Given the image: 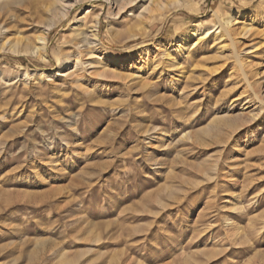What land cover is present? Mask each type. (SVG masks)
<instances>
[{"label":"rangeland","instance_id":"374dc122","mask_svg":"<svg viewBox=\"0 0 264 264\" xmlns=\"http://www.w3.org/2000/svg\"><path fill=\"white\" fill-rule=\"evenodd\" d=\"M52 1L0 0V44L51 27L45 60L0 54V264H264V0H186L147 27ZM236 8L256 21L235 37L249 81L225 38L174 42L129 78L26 80L63 63L77 20L100 15L101 43L138 57Z\"/></svg>","mask_w":264,"mask_h":264},{"label":"bare ground","instance_id":"6f19581e","mask_svg":"<svg viewBox=\"0 0 264 264\" xmlns=\"http://www.w3.org/2000/svg\"><path fill=\"white\" fill-rule=\"evenodd\" d=\"M101 1L105 3L108 12L115 19H121L125 16L132 17L140 20L141 24L147 27L152 21L153 16L164 11L168 7L173 9L178 8L182 6L186 0ZM75 4L76 0H53L51 3L46 4L44 8L46 13L51 17L58 16L62 19H68ZM252 12V10L236 8L228 14H222L219 9L213 10L212 17L215 24L212 28L204 29L200 26H195L192 30H186L177 40H168L165 42L166 45L154 46L152 54H149L150 52H148V50H146V52L143 50L136 54L138 57H135L134 53L118 54L101 43L99 39L100 15L96 16L94 24L90 29L84 27L82 20H77V24L72 28V36L69 41L71 49L65 54L63 63L57 69L49 72L43 70L29 73L27 71L25 77L26 80L33 82L61 78L63 81L71 80L73 83L77 84L86 78V75L100 78H121L125 75L126 78H129L136 71L141 73L144 67L152 62L156 63L154 62L156 60L169 58L171 56L169 51L174 42H177L178 48H181L184 43L187 44L188 41L194 38L198 41H204L210 38L223 41L225 38L230 42L232 55L236 63L239 65L242 72H244L246 80L249 81L248 75L244 70L245 61L243 59V53L248 50L247 48L241 49V45L239 44L240 40L235 39V37L246 39L249 36V32L255 27L256 23L255 19L250 15ZM4 31L3 28L0 29L1 34H4ZM50 32V26L45 28L43 34L38 37V42L35 45H23L19 40L10 41L4 38V42L2 41L0 44V54L8 52L18 56L35 55L39 59L45 60L48 56ZM247 53L249 54V52ZM80 85L81 84H79V86ZM252 90L254 91V96H256V102L264 105V97L255 95V90L253 88Z\"/></svg>","mask_w":264,"mask_h":264}]
</instances>
